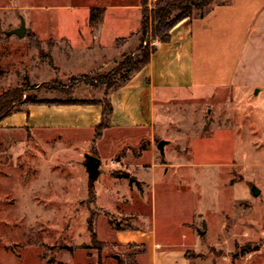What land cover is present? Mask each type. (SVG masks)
<instances>
[{"label":"rangeland","instance_id":"rangeland-1","mask_svg":"<svg viewBox=\"0 0 264 264\" xmlns=\"http://www.w3.org/2000/svg\"><path fill=\"white\" fill-rule=\"evenodd\" d=\"M70 1L0 0V93L21 87L22 98L104 99L130 73L115 70L137 48L121 54L125 38L109 41L135 27L134 14L122 20V11H109L99 48L86 34L89 15ZM158 42L149 32L144 45ZM172 98L156 114L152 140L121 138L103 157L78 133L0 125V264H64L68 256L139 263L143 245L120 243L113 231L153 223L159 238L176 243L192 232L201 247L187 246L186 255L206 264H264V96L244 86ZM91 213L103 220L94 225L98 242L87 230Z\"/></svg>","mask_w":264,"mask_h":264},{"label":"crops","instance_id":"crops-1","mask_svg":"<svg viewBox=\"0 0 264 264\" xmlns=\"http://www.w3.org/2000/svg\"><path fill=\"white\" fill-rule=\"evenodd\" d=\"M152 1L148 0V4ZM68 7L82 9L87 15L90 8H104L103 20L85 32L99 48L105 44V40L100 39L105 32L102 28L105 15L109 11H122L119 17L126 20L131 11L135 27L114 33L115 38L109 43L124 37L123 44L116 46L121 54L132 52L140 44L141 0H71ZM170 34L168 41L156 44L142 68L105 95L112 112L109 125L98 139L94 140V136L102 120V105L96 103L28 104L3 118L0 125L57 135L78 133L87 138L90 145L94 144L96 154L103 157L108 149L105 146H115L114 152L122 146L121 138L125 143L134 138L136 141L152 140L156 114L179 90L246 86L255 95L264 96V0H226L213 5L201 17L182 19L172 27ZM87 36L80 33L79 41ZM94 157L100 165L102 157ZM95 191L97 195V189ZM95 202L107 207L97 199ZM97 216L95 227L103 221ZM183 224L186 226L187 222ZM154 227V223L121 227L113 231V238L120 243L143 244L145 251L136 258L140 264H206V259L200 255H186L187 246L201 247L190 228L189 240L184 231L183 240L176 243L159 238ZM96 232L99 235L98 229ZM203 232L198 235L204 236L207 230ZM63 261L64 264H79L72 256Z\"/></svg>","mask_w":264,"mask_h":264},{"label":"trees","instance_id":"trees-1","mask_svg":"<svg viewBox=\"0 0 264 264\" xmlns=\"http://www.w3.org/2000/svg\"><path fill=\"white\" fill-rule=\"evenodd\" d=\"M226 1V0H225ZM224 1L218 0H153L151 8L148 7V0H141V24H140V44L137 47V56H126L120 62L118 68L129 71L130 73L125 79L116 87L123 84L129 76L142 68L149 60L151 52L156 49V45L149 47L144 45L145 37H148L151 32L153 38H157L159 42H166L170 39V30L182 19L189 17L203 16L213 5L222 3ZM104 8H90L89 10V23L95 27L101 22ZM29 36L35 38L34 33H29ZM116 74L114 72L113 76ZM114 87V88H116ZM109 92V91H108ZM105 93V95L108 94ZM23 88L14 87L0 93V121L13 112H17L18 104H53V103H96L102 105V120L95 129L94 140L101 137L103 130L109 125V116L112 112V106L109 99L105 96L104 99H39L25 97L22 98ZM87 230L90 232L92 241L98 242L94 230V215L91 213L87 217ZM143 245V244H142ZM144 251L145 247L143 245ZM118 264H125L122 261ZM131 264H139L132 262Z\"/></svg>","mask_w":264,"mask_h":264},{"label":"water","instance_id":"water-1","mask_svg":"<svg viewBox=\"0 0 264 264\" xmlns=\"http://www.w3.org/2000/svg\"><path fill=\"white\" fill-rule=\"evenodd\" d=\"M15 33L19 34V35H23L25 33V28L23 26V24L19 27V28H16L15 30H13ZM166 143L165 140H159L157 142V148L163 152V147H164V144ZM91 158V161L94 162L96 161V158L94 156L90 157ZM251 191H252V194L254 196H257L259 193H260V189L255 186V185H252L251 186ZM200 234H203L204 232L202 230L199 231Z\"/></svg>","mask_w":264,"mask_h":264}]
</instances>
